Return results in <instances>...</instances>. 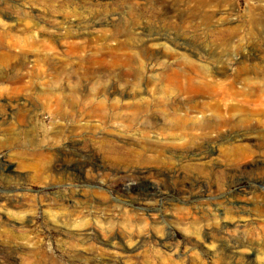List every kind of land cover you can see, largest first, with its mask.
<instances>
[{"label":"rangeland","instance_id":"rangeland-1","mask_svg":"<svg viewBox=\"0 0 264 264\" xmlns=\"http://www.w3.org/2000/svg\"><path fill=\"white\" fill-rule=\"evenodd\" d=\"M135 1L141 2V37L127 41L125 25L105 20L118 23ZM192 5L0 0L6 24L0 105L15 112L25 103L17 133L38 150L53 148L50 159L24 163L12 150H0L13 165L9 177H0V264H264V0H238L236 16L244 21L249 9L252 20L237 23V36L224 43L213 41L212 31L193 29ZM127 58L141 62L139 77L122 76L116 62ZM26 73L33 76L29 88L12 90V79ZM210 78L232 87L237 106L220 109L225 121L213 119L200 130L197 111L213 117L219 100L207 93ZM197 86L204 93H187ZM162 100L169 109L153 108ZM79 139L94 146L95 158L82 159L76 179L57 166L68 162ZM141 143L152 151L141 150ZM163 162L166 175L140 174ZM132 165L139 168L133 176L114 175L117 166ZM47 168L54 177L41 179ZM115 183L130 185V194L116 191ZM156 189L157 198L137 196ZM101 193L123 209L105 215L94 204L85 211L76 200L91 196L101 203ZM65 196L70 203L59 201ZM79 224L93 228L98 240L81 235ZM137 238L143 241L135 246Z\"/></svg>","mask_w":264,"mask_h":264},{"label":"bare ground","instance_id":"bare-ground-1","mask_svg":"<svg viewBox=\"0 0 264 264\" xmlns=\"http://www.w3.org/2000/svg\"><path fill=\"white\" fill-rule=\"evenodd\" d=\"M191 1L193 4L192 5L193 7H192L191 11L190 10L189 11H190L191 17L194 19V21L192 20V22H191L193 29H195L197 31V30L202 28L204 30H207L208 32L209 31L214 32V34L212 36V40L215 42L224 43V42L231 41L232 39H234L235 36H237V33H238V28H239L238 26L239 25H237V23L240 24L241 22H243L242 24L245 25V23L250 22L252 20V13L251 12H253V11H251L249 9L247 11L246 18H244V21L240 20L236 16V14H237L236 8L238 6V0H191ZM134 4H135V7H133V8L130 7L129 11L126 13L128 17L126 15H124L123 18L119 19L120 23L119 22L117 23L116 22L117 20L107 21L109 18H107L105 20V23H108L111 26L118 25V24L125 25L126 26L125 27L126 33L124 34L125 35L124 39H127V41H134L136 39L137 35H139L141 37V28H140V31L137 30V29H139V28H137V25L141 21V2L135 1ZM4 8H7V6H5ZM5 27H6L5 20L0 16V31L2 29H4ZM146 37L148 40L149 39L150 40L155 39V37L151 38L152 35H147ZM166 37L167 36H165V35L164 36H158L157 39H163ZM263 50H264V48H263ZM116 63H113V64L118 65V63H120V66H122V68H124V70L122 71V76L133 75L135 77H139L141 75V62L138 61L136 58H127L121 62H116ZM223 64H224V62L221 63V65H222L221 66L222 67L221 73L225 74L227 72L228 65H225V64L223 65ZM170 71H173V70H170ZM31 79H33V76L30 73L18 75L16 78L12 79L13 80L12 81L13 82L12 83V90H15V91L27 90L29 88V84L32 82ZM214 79L215 78H210V80L207 82V86L211 85V88H209L207 90V93L209 92V93H212V94L219 96L218 97L219 98L218 104L212 110V112L215 114V116H213V117L208 116L206 111H203V110L197 111L198 115H200V116L197 118L195 125L200 130H202L203 128L208 126V124L211 123L210 121H212L213 119H215L216 121H213L212 123L225 121L224 118H221V114H223V113H219L220 109L227 112V111H232L234 109V107L237 106L236 104H234L235 103L234 102V92L232 90V87H230V86L224 87L220 83H218L217 81H214ZM203 89H204L203 86H197L194 89L189 88L187 90V93L189 95H191L192 93L200 94L204 91ZM112 91H114V90H112ZM182 93H184V92H182ZM15 101H14V103H15ZM143 101L144 100L141 99V111L146 112L144 110H147L149 108H148L147 104L144 103ZM142 103H144L145 105H143ZM1 104H2V102H1ZM11 104L13 105V103H11ZM25 106H26V104L22 103L20 105H17L15 112L12 109H10V111L7 112V110H5L6 108H4L3 105H0V150H2L4 148H7L8 151L12 150V152H14L18 157H20V159L23 160L22 163L25 162L24 161L25 159L34 160L35 158L38 159V157H46V158L50 159V156H51L50 153L53 151L52 145L44 146L43 149L41 148L38 150V148H36V146H32L33 144L31 143L29 138L28 139L26 137L21 138L20 137L21 132L17 133L18 128H16V127H19L25 120V113L27 111ZM169 106H170L169 102L162 100V101L158 102L157 104H154L153 108L156 107V108L167 110L170 108ZM27 108H29V107H27ZM28 112H30V111H28ZM142 133H143L142 137L145 138L146 137V129H144ZM80 137H82V136H80ZM83 142H84V139L83 140L79 139L78 142H76L75 152L69 156L65 155V157H64V159L66 158V156L68 157V158H66V159H68V162L65 164L62 163L63 165L57 166V169L61 173L67 174L69 176H73L76 179H78L79 178V176H78L79 172L77 173V167L79 165H83L82 159L83 158L84 159H89V158L94 159L95 158L94 146L91 143H89V145H84ZM72 144L75 145L74 143H72ZM31 147L36 148V149L32 150ZM147 149L149 151H152L150 149V147H147L144 143H141V150L147 151ZM128 154H130L131 156L134 155L131 151H129ZM5 156L6 155H0V177L6 178V177H9L10 172L13 171V165L9 160H7V158H5ZM161 157L162 156H160L159 159ZM22 163H21V165L26 166ZM164 163L165 162H163V164H161V165L156 164L154 167H151V168H149V167L140 168L141 169L140 174L141 173L143 174L144 172H147V173L152 172L154 175H162V174L166 175L169 170L164 165ZM84 165L85 166L90 165V163L85 162ZM26 168H27V166H26ZM112 168H113V166H112ZM137 169H139V168L137 166H134V165H132L131 167L129 166L128 168H125V169H119V167L117 166L115 168L114 175L116 177H124V176L131 177V176H133L134 173H137V172H135ZM53 174H54V172L52 171V169L47 168V169H43L42 173L39 174V176H41L40 177L41 179L48 180V179H52L54 177ZM140 179H142V180L145 179V176L144 175L141 176ZM198 184L201 185L200 183H198ZM125 187L126 188L120 187L119 183H115V185L113 186V188L118 192L126 190L128 192V194H130L129 192L131 191V186L127 185ZM151 187L154 188L155 185H152ZM141 195H145L147 198L151 197L153 199V198L159 197L161 195V191H159L158 189L153 190V191L150 190L149 192H147V195H146V193L141 194V192H137V196H141ZM74 197L75 196L72 195L73 202H74ZM99 198H101V200H102V201L100 200L101 203L93 202V199L91 198V196H82L81 199L77 198L76 200H78V201L81 200V202H83L82 205L85 206L86 208L92 207V205L94 204V207H98V208L102 209L101 212H104L105 215H111L113 213L116 215L118 213V211H121V208L123 209V207H124V206L122 207V205L117 203L118 201H116V200H114V201L107 200V196L104 193H101ZM0 201H2V200H0ZM59 201L62 204H66V203H70L71 199L69 197L65 196V197H61L59 199ZM85 207H84L85 211H91L90 208H89V210H87ZM79 225H81V224H79ZM76 227L78 228V226H76ZM111 227H115V226H110V228ZM79 230H81L80 231L81 235L86 234L88 236V235L92 234L95 236V239L98 240L97 239L98 235L95 234L94 229L91 228L90 226H86L85 224H83V225H81V227H79ZM5 237L8 239V241L10 243L11 242L10 240L12 239V237L9 234H6ZM138 238H137V240H134L135 246H137L138 243L143 241V238H141V239H138ZM170 238H171V236L168 234L165 236V239H170ZM113 240H114V237L110 238L108 240V244L112 247L114 245ZM159 243L161 245L163 244V246H166L167 242L162 240ZM11 246H13V245H11ZM22 246H24V245H22ZM24 248H26V246H24ZM167 248L172 249L171 247H167ZM127 249H128V251H132L131 249H134V248H129V246H128Z\"/></svg>","mask_w":264,"mask_h":264}]
</instances>
